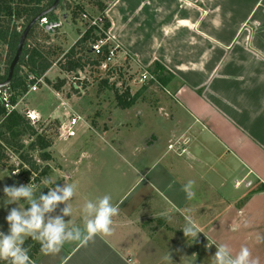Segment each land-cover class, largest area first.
Here are the masks:
<instances>
[{"label": "crops", "instance_id": "0c3cea01", "mask_svg": "<svg viewBox=\"0 0 264 264\" xmlns=\"http://www.w3.org/2000/svg\"><path fill=\"white\" fill-rule=\"evenodd\" d=\"M93 1L98 13L102 4L110 23L107 36L118 46L114 60L130 59L144 71L160 64L171 75L160 86L171 96L147 103L142 96L131 108L119 110L126 117L141 116L133 119L136 126L146 124L155 139L143 147L131 142L128 156L121 155L129 173L140 176L131 189L142 179L147 184L126 204L117 195L112 198L119 212L112 218L111 234L84 245L65 243L55 254L39 251L30 258L32 264H209L219 244H227L233 254L246 246L251 258L264 264V0ZM64 14L47 19L49 28L42 26L60 46L63 34L68 43L62 26H76ZM55 35H62L59 41ZM162 137L166 151L160 154ZM179 140L187 150L179 164L162 162L169 144H178V150ZM162 164L183 170L185 180L168 181L162 172L149 178ZM11 170L0 165V232L5 234L10 210L19 204L29 207L23 199L6 204L4 186L26 185ZM189 171L204 184L197 200L181 190L193 180ZM78 173L69 202L72 215L64 219L82 226L80 209L95 190L87 198ZM112 189L116 193L119 183H111L110 196ZM65 206L50 215H59ZM189 216L201 231L196 237H185L181 230ZM168 253L171 260L164 259Z\"/></svg>", "mask_w": 264, "mask_h": 264}, {"label": "rangeland", "instance_id": "374dc122", "mask_svg": "<svg viewBox=\"0 0 264 264\" xmlns=\"http://www.w3.org/2000/svg\"><path fill=\"white\" fill-rule=\"evenodd\" d=\"M61 3L63 8L82 3L87 14L92 16L99 15L93 6V0H76L74 2L62 0L59 6ZM63 13L67 14L66 19L76 25L74 29L66 25L62 26V30L67 33L68 43H66V38H64L66 34L61 35L64 43L59 41L60 35L54 36L62 46L51 42V36H48L42 30L45 26L42 27L40 25L36 27L29 39V44L32 43L34 47H37V45L45 47L42 52L53 64L48 70L50 73H46L49 83L43 80L44 84L39 86L35 92L30 91V86L27 93L17 99L16 111L28 120L29 126L36 133L32 135L28 128L19 129L18 137L13 140L10 139L11 145L4 148L3 163L5 165L3 167L8 169L10 166L22 165L21 154L22 156L26 154L27 158L31 157L36 163L38 170H32V173L29 171L28 176L22 174L24 176L21 177L25 182L26 177L33 181H28L29 183H26V185L30 184L36 194L40 195L43 193L46 195L49 187H55L63 183L74 184V172L78 171L81 187L86 190L83 193L87 198L92 193L91 190H95L91 196L92 200L98 197V192L99 197L107 194L111 188V183L115 182L116 184L118 182L119 189L116 193L112 189L111 194H114L111 198L117 195L118 199H122L121 202L124 201V204H126L127 201L131 200L134 193H138L141 188L144 189L147 182L142 179L138 183L139 186L131 189L133 180L139 181L140 176H133L129 173L126 166L122 163V156H128L126 149L129 143H137L143 147L150 145L155 138L150 136L149 132L147 133L144 128L147 127L146 124L140 128L136 126L138 121L135 122L133 119L141 118V116H136L135 112L130 117H126L124 114L121 115V111L116 107L114 101V92L122 91L125 87H128L133 94L141 87L147 86L143 93V96L146 97L144 103L149 102L150 98L153 99L163 95L170 97L171 94L166 93L155 81H152L151 84L148 83L150 82L148 79L140 81L145 71L131 63L130 59L125 61L124 59L113 60L106 69L88 65L77 72L69 74L62 72L57 64L62 57L61 54L68 51L71 47L69 45L78 38V34L84 32L88 27L87 22L79 19L80 17L75 20L72 19L70 10L63 11L57 8L54 11L52 20L56 19L55 14L61 17L60 14ZM22 22V20L18 21L16 23L17 26H20ZM5 56L6 46L0 43V74H3L6 68ZM88 57L91 58V55ZM73 113L79 114L81 121L75 127L76 136L64 141L58 137V129ZM132 125H135V127H132ZM4 136L7 137L8 133L6 132ZM37 137L47 141L49 147L42 150L30 149L29 145L32 142H37ZM164 139L163 137L160 138L159 144H162L160 154L166 151ZM179 144L180 147L182 145L185 146L186 142L181 140ZM177 145L174 146L175 149H168L166 155H163L162 162L174 159L173 162L179 164L180 156L186 154L187 150L184 148L177 150ZM18 146L21 147L18 148ZM141 156H143L142 153ZM163 165H161V168L159 166L155 167L152 172L150 171L151 173H149L148 177H157L162 172L163 178L168 181L176 180L178 183L183 178L180 175L183 170L179 169L178 172L176 168L173 170L164 169ZM43 170L44 173H42ZM188 175H190L189 178L193 177V173L190 171ZM67 176H70V178H66ZM49 180L55 183L53 185L47 183ZM193 180L195 181L193 189L195 199L193 200H197V196L201 194L200 190L203 189L204 184L202 181L196 182L197 179ZM173 184H176V182ZM208 263L212 264V258L209 259Z\"/></svg>", "mask_w": 264, "mask_h": 264}, {"label": "trees", "instance_id": "16d2710c", "mask_svg": "<svg viewBox=\"0 0 264 264\" xmlns=\"http://www.w3.org/2000/svg\"><path fill=\"white\" fill-rule=\"evenodd\" d=\"M52 3L53 0H0V43L6 46V68L4 70V73L0 74V83L3 82L7 77L8 67L15 54L16 46L22 30L32 18L45 11L52 5ZM80 4L63 8V5L61 3L58 9H62L63 11L70 10L72 19L75 20L77 17H80L79 19H81V14L86 12ZM103 10L104 7L102 6V4H99L100 13L98 16L99 18H101V30H97L93 27H87V29L81 34V36L69 48V50L61 54L62 57L57 62V64L62 72L66 74L77 72L88 65L100 67L101 63L105 60L106 56L108 55V44L102 47L101 54L98 57H88L90 56V44L94 43L96 40H98V38H104L105 33L107 34V31L110 27L109 21L103 15ZM53 14L54 12H51L47 15L42 16L34 25V27L29 31V34L23 46L21 58L15 66L12 80L10 84L6 88H4L10 94L9 101L12 105H15L17 99L27 93L28 88L32 86L38 79L42 78L45 82L49 83V80L45 75L51 68L53 63L43 54L42 51L45 50V47L41 45H37V47H34L32 43L29 44V39L36 27L39 26V21L42 18L53 21ZM20 20H22L23 22L20 26H17L16 23ZM42 30L46 33L44 29ZM146 71L153 75V77L155 78V82H157L161 86H166V84L171 79V75L167 73L165 69L158 63H153V67L147 68ZM148 83L151 84L152 81ZM146 87L147 86L141 87L133 94L130 92L131 90L128 87H125L122 91L114 92V101L116 107L120 110L131 108L143 96ZM0 117V165L3 166L5 165V163H3L4 148L11 145L10 139L13 140L18 137L17 135L19 134V129L24 130L25 128H28L31 131L32 135H34L36 132L32 129L31 126H29L28 120H26L18 111L13 110L9 114H7L1 101V97ZM6 132L8 133L7 137L4 136ZM37 139V142H32L29 145L30 149L42 150L49 147L47 141L40 137H37ZM20 147L21 146H18V148ZM21 159L24 163L21 161L20 162L26 165L28 169H24L22 165H20V176H28L29 171L31 172L32 170H38V166L31 157L27 158L26 154L23 156L21 154ZM8 169H14V167L10 166V168ZM42 173H44V170ZM28 181L33 182L31 179L29 180L28 177H26V183H29ZM23 246L28 249V255L30 258L34 257V255L41 251V244L31 237L26 239ZM0 264H9V262L7 260H0Z\"/></svg>", "mask_w": 264, "mask_h": 264}, {"label": "clouds", "instance_id": "9594fccd", "mask_svg": "<svg viewBox=\"0 0 264 264\" xmlns=\"http://www.w3.org/2000/svg\"><path fill=\"white\" fill-rule=\"evenodd\" d=\"M53 185L55 182L47 181ZM195 181L189 180L182 185L186 198L191 200L195 196ZM75 184L65 183L49 187L47 194L41 193L38 197L34 188L28 185L15 184L4 186L3 192L7 197L6 204L17 203L23 199L27 209L12 208L6 216L9 225L8 234L0 232V260H7L9 264H32L25 248L24 238L30 236L41 244V251L45 254L58 253L65 243L79 242L87 244L97 235L107 236L112 232L113 217L119 212V206L112 203L110 195L97 197L94 201L87 200L82 205V226L65 221L64 217L72 215L70 201L75 196ZM66 205L60 210L59 215L52 216L57 206ZM185 237H196L201 231L191 217H186L185 225L181 228ZM216 252L211 257L212 264H257L251 258V252L246 246H241L238 252L232 253L227 244L216 245ZM165 260H171L170 253Z\"/></svg>", "mask_w": 264, "mask_h": 264}, {"label": "built area", "instance_id": "2783aa9c", "mask_svg": "<svg viewBox=\"0 0 264 264\" xmlns=\"http://www.w3.org/2000/svg\"><path fill=\"white\" fill-rule=\"evenodd\" d=\"M70 1H76V0H70ZM81 19L85 22H87L88 27H93L96 28L97 30H101V18H99V16H92L89 15L87 13H82L81 14ZM39 25L40 26H46L47 28H49V24L46 18H42L39 21ZM108 44V55L106 56L105 60L101 63L100 68L102 69H106L108 67V65H110L112 63V61L115 59V52L118 49V46L113 45L110 43L109 41V37L107 36V34L105 33L104 38H98V40H96L94 43L90 44V55L93 58L98 57L101 54V49L103 46ZM148 81H155V78L153 77V75H151L150 73H148L147 71H145L144 74H142L140 81L143 80H147ZM42 84H44L43 79L40 78L38 79L30 88L31 92H35L38 90L39 86H41ZM6 88V87H5ZM9 96L10 94L8 93V91L4 88L0 89V97H1V101L3 103V106L5 108V111L7 114H9L10 112H12L13 110H16V104L12 105L9 101ZM81 121V117L79 114H72L67 118V121L65 123H62L61 126L58 129V137L62 140H68L71 138H74L76 136V129L75 127L77 126V123ZM176 144H169L168 149H175ZM179 150H182L183 147L178 146ZM181 153V151H180ZM21 164V163H20ZM22 167L24 169H28V167L26 165H24L22 163ZM21 173V169H20V165H16L14 166V169H12L10 171V175L12 176H19ZM32 173V172H31Z\"/></svg>", "mask_w": 264, "mask_h": 264}, {"label": "water", "instance_id": "95a60500", "mask_svg": "<svg viewBox=\"0 0 264 264\" xmlns=\"http://www.w3.org/2000/svg\"><path fill=\"white\" fill-rule=\"evenodd\" d=\"M60 0H53V3L50 7H48L45 11H43L42 13H40L38 16L32 18L24 27V29L22 30L17 46H16V51L15 54L13 56V59L11 60L9 67H8V73H7V77L6 79L0 83V89L7 87L11 80H12V76L14 73V69L15 66L17 65L19 59L21 58L22 55V51H23V46L25 44L26 38L29 34V31L31 30V28L38 22V20L44 16L47 15L51 12H54L58 6H59ZM63 18L66 19L67 16L64 14Z\"/></svg>", "mask_w": 264, "mask_h": 264}]
</instances>
